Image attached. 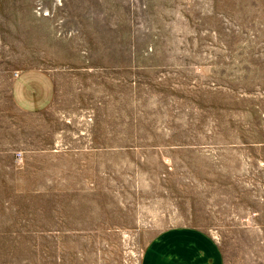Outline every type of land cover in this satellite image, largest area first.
<instances>
[{"label":"rangeland","instance_id":"rangeland-1","mask_svg":"<svg viewBox=\"0 0 264 264\" xmlns=\"http://www.w3.org/2000/svg\"><path fill=\"white\" fill-rule=\"evenodd\" d=\"M176 227L264 264V0H0V264H140Z\"/></svg>","mask_w":264,"mask_h":264},{"label":"crops","instance_id":"crops-1","mask_svg":"<svg viewBox=\"0 0 264 264\" xmlns=\"http://www.w3.org/2000/svg\"><path fill=\"white\" fill-rule=\"evenodd\" d=\"M13 85V95L22 108L40 110L53 97V82L40 71L18 75ZM140 264H225V259L217 242L205 232L176 227L151 239Z\"/></svg>","mask_w":264,"mask_h":264}]
</instances>
